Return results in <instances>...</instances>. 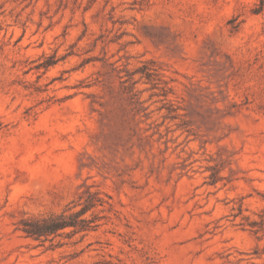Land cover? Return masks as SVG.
<instances>
[{
  "label": "rangeland",
  "instance_id": "rangeland-1",
  "mask_svg": "<svg viewBox=\"0 0 264 264\" xmlns=\"http://www.w3.org/2000/svg\"><path fill=\"white\" fill-rule=\"evenodd\" d=\"M0 264H264V0H0Z\"/></svg>",
  "mask_w": 264,
  "mask_h": 264
},
{
  "label": "trees",
  "instance_id": "trees-1",
  "mask_svg": "<svg viewBox=\"0 0 264 264\" xmlns=\"http://www.w3.org/2000/svg\"><path fill=\"white\" fill-rule=\"evenodd\" d=\"M98 194V192L91 193L87 191V197L81 204V209L77 212H71L72 208L68 205L60 214L50 215L41 219H23L20 230L26 237L40 242L52 240L68 229L71 230L69 234L72 236L78 233H85L86 236L100 227L99 221L102 218L93 212L94 209L104 203L98 197ZM90 212H92L91 216L86 217Z\"/></svg>",
  "mask_w": 264,
  "mask_h": 264
}]
</instances>
